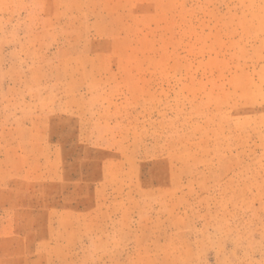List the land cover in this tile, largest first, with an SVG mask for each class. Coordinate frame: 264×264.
I'll return each instance as SVG.
<instances>
[{"label": "rangeland", "instance_id": "rangeland-1", "mask_svg": "<svg viewBox=\"0 0 264 264\" xmlns=\"http://www.w3.org/2000/svg\"><path fill=\"white\" fill-rule=\"evenodd\" d=\"M0 264H264V0H0Z\"/></svg>", "mask_w": 264, "mask_h": 264}]
</instances>
